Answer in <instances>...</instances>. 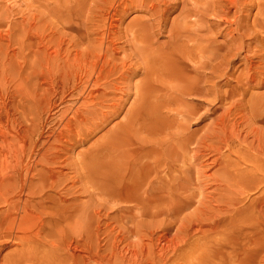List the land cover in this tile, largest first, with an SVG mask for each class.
Instances as JSON below:
<instances>
[{
    "label": "bare ground",
    "instance_id": "6f19581e",
    "mask_svg": "<svg viewBox=\"0 0 264 264\" xmlns=\"http://www.w3.org/2000/svg\"><path fill=\"white\" fill-rule=\"evenodd\" d=\"M252 83L264 87V0H0V264H264V94ZM120 115L92 157L69 162ZM207 117L195 142L190 123ZM192 153L215 158L208 178L234 186L228 203L143 244L99 220L97 191L139 217L184 212ZM171 170L165 189L182 199L155 187Z\"/></svg>",
    "mask_w": 264,
    "mask_h": 264
},
{
    "label": "rangeland",
    "instance_id": "374dc122",
    "mask_svg": "<svg viewBox=\"0 0 264 264\" xmlns=\"http://www.w3.org/2000/svg\"><path fill=\"white\" fill-rule=\"evenodd\" d=\"M32 0H27L29 3ZM60 1V0H59ZM22 9L24 7L22 6ZM30 12H33L38 17L39 24H43L46 29L47 33L51 34L53 32L51 31H57V24L54 23L51 17L49 16H42L40 17V11L36 10V5L32 6L30 9ZM139 15L135 12H130L124 19L123 26H125L129 20ZM141 15V14H140ZM143 15V14H142ZM141 15V16H142ZM173 16V15H172ZM171 16V17H172ZM169 25V24H168ZM59 28V26H58ZM166 41V38L160 36L158 43ZM127 53H130L128 50ZM139 77V76H138ZM138 77L134 79L137 80ZM251 94L254 96V98L259 97L264 94V87L261 88L259 86H255L254 83L251 84L250 87ZM249 97V96H247ZM246 97V98H247ZM257 100V99H255ZM195 101V100H194ZM194 105H198L196 103H193ZM199 108H197V112L199 114H203L205 112L206 106L198 105ZM221 111L219 110L216 114H219ZM215 114V115H216ZM120 116L113 118L110 120V122L104 127L103 130L96 132L95 134L80 138L83 139L80 142H77L74 146L72 151L67 155V158H69V162L77 160L82 161L86 160L94 154L95 150L98 148L99 142H96L102 134H104L108 129L111 128L114 123L118 122L120 120ZM211 117L205 118L203 121L193 120L190 123L189 132L195 135V142L198 141L201 137L204 136V133H206L207 128L205 127L210 122ZM210 142H207L205 146H207ZM192 150L195 149L194 145L190 147ZM205 149H208L205 147ZM76 154H79L78 157H76ZM215 158L212 155H207V153H203L201 155L200 153H192L190 156H187V164L190 166V184L192 192L195 194L196 198L193 200V204L185 209L184 212L179 214L178 216L174 217L169 213H166L165 215H160L158 218H150V217H139L134 212L126 213L119 211L123 207H134L133 203L127 202L122 203L120 200H118L117 204L112 203L113 201L109 202L108 197L105 194H102L101 192L97 191L94 193V202H96V212L98 216L100 217L99 220L104 222L106 224L105 226L114 227L117 223H127L129 227H134L133 236L131 237L130 241L137 242L140 241L142 244L147 243V239L149 236L158 237L164 233L163 228L170 227V233L169 235H174L176 228L179 226L181 222H185L187 224L194 222L197 219V215H192V212L196 208H201V211H212L214 209V203L217 200H223L226 203L229 202V197L233 196L231 193L234 190V186L232 184L226 183L222 179H220V182L217 185L213 184V179L218 177V175H210L212 174V161ZM114 167V166H112ZM182 171H184V166L180 164L179 166ZM121 172V170L117 171ZM124 173V172H121ZM181 171H164L160 174V179L155 181V187L160 189L161 194L163 193L164 198L172 197V199H182L180 198L183 196L179 191L176 193L173 192L171 189H165L168 185H174L176 182L175 180L181 175ZM209 176H212V178H208ZM163 189V192L162 190ZM258 192H250L248 194V197L245 198L244 196L239 198L240 200H243L241 205H236L233 208H229V212L222 216V220H227L231 216H235L238 214L239 211H242L246 205L250 203V200L253 198L258 197ZM160 195V194H158ZM161 196V195H160ZM85 201V199H83ZM197 201L200 202V206L198 205ZM132 205V206H131ZM161 210H166L164 204L161 205L159 208ZM139 211V209L137 210ZM201 211L199 214H202ZM159 213V212H158ZM207 223V222H203ZM115 235H117L115 233ZM199 236V235H198ZM196 238V236L194 237ZM102 245V243H100ZM186 251V247H182L180 249L179 253H182Z\"/></svg>",
    "mask_w": 264,
    "mask_h": 264
}]
</instances>
